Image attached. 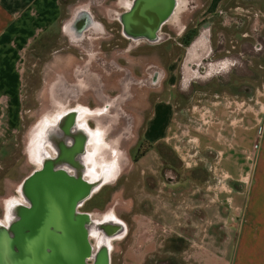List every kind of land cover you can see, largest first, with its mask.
<instances>
[{
    "label": "rangeland",
    "instance_id": "374dc122",
    "mask_svg": "<svg viewBox=\"0 0 264 264\" xmlns=\"http://www.w3.org/2000/svg\"><path fill=\"white\" fill-rule=\"evenodd\" d=\"M117 1L103 0L100 7L91 8L96 17H101L100 21L107 30L120 26L107 15L110 10H121ZM186 1L177 19L163 26L161 31L167 34L164 40L156 47L138 50H146V53L142 52L146 54V61L160 66L163 73L160 86L140 92L131 88L132 92H136L129 106L131 113L135 114L131 115L135 126L133 137L121 144V150L125 152L123 172L113 185L102 189L83 207L84 212L98 218L114 212L128 224L133 214L151 218V228H146L143 222L144 227L139 230L142 235H137V238L130 235L112 244L111 264H198L191 255L197 251L191 240L204 235L205 226L192 227L191 214L185 209L176 228L166 224L159 214L153 216L162 196L165 206H170L178 196L168 193L167 178L171 176H166L163 171L160 177L166 186L163 187V195L157 193L159 197L156 196L158 202L155 209L148 200L138 199L142 187L139 183L141 175L137 168L131 166L129 155L136 140H141L140 123L144 122L152 104L158 100L155 98L160 97V100L173 105L175 120L191 124L193 108L208 105L221 97H231L248 105L264 90V0ZM90 2L60 0L63 10L61 22L67 21L76 7L86 6ZM205 27L210 33V55L202 52L187 59L186 48L195 37L201 35ZM93 44L97 52L101 50L106 54L108 44L124 45L126 42L118 34H109ZM83 53L68 40L62 28L51 37L37 40L25 55L21 127L17 134L0 139V221L5 218L7 201L20 197L19 185L36 169L30 159L31 132L45 115L55 111L52 101L55 104L57 101L48 93L54 89V76L61 74L67 66L80 63V59H84ZM126 62H129L130 69L135 67L131 57L126 56ZM146 154L151 156L148 160L153 163L154 152L148 151ZM181 167L173 173L175 178H172L184 185L188 180V170ZM189 188L187 185L180 188L179 195L185 194ZM132 223L138 225L139 221ZM220 230L223 229L216 228L212 232L224 234ZM134 238L135 241L129 243Z\"/></svg>",
    "mask_w": 264,
    "mask_h": 264
},
{
    "label": "crops",
    "instance_id": "0c3cea01",
    "mask_svg": "<svg viewBox=\"0 0 264 264\" xmlns=\"http://www.w3.org/2000/svg\"><path fill=\"white\" fill-rule=\"evenodd\" d=\"M62 14L60 0H0V139L17 134L21 127L25 55L37 40L51 37L62 28L64 30L66 21L61 22ZM81 50L84 59L81 58L77 65L67 66L61 74H55L54 89L48 93L54 99L53 92L58 85L73 84L80 98V109L85 114L77 121H83L85 128L90 129L91 123L99 125V119L92 114L95 103L93 106L89 100L99 92L108 96L121 92L122 83L114 78H103L102 83L97 79L94 82V73L99 72L93 60L96 50L93 46L89 50ZM55 105L59 106L58 103ZM174 115L173 105L161 100L140 123L141 140L156 147L157 151L154 152L153 163L148 160L151 156L146 154L138 164L131 165L141 175L139 183L142 187L138 199L148 200L155 209L158 194L163 195L166 185L160 180L161 174L156 181L157 191L152 192L146 184V177L161 170L166 172V176L175 178L173 173L182 166L188 170L186 184L177 179L171 185L167 182L170 191L165 192L178 196L170 206L163 204L162 196L153 216L159 214L166 224L176 228L185 209L191 214L192 227L205 226V234L191 240L194 250H197L193 252L195 255H191L198 264H264V90L248 104L245 114H238V122L241 121L234 129L225 122L223 135L229 143L217 139V125L207 133H198L193 123L182 124L175 120ZM216 115L219 120L225 121V113L219 111ZM132 125V129L123 133L112 135L107 132L100 138L106 139L112 149V153H105L104 161L116 171L112 181L108 182L111 185L123 171L125 152L121 150V144L130 140L128 132L133 133L135 120ZM88 148L92 149V145ZM185 185L190 188L179 195L180 188ZM136 217L140 219L136 220ZM132 221H139V224ZM121 222L126 230L119 240L130 235L132 238L142 235L139 230L144 224L146 228L152 227L150 217L136 214H133L129 224L125 220ZM235 222L238 228L230 231ZM212 228L223 229L220 231L225 235L212 232Z\"/></svg>",
    "mask_w": 264,
    "mask_h": 264
},
{
    "label": "water",
    "instance_id": "95a60500",
    "mask_svg": "<svg viewBox=\"0 0 264 264\" xmlns=\"http://www.w3.org/2000/svg\"><path fill=\"white\" fill-rule=\"evenodd\" d=\"M180 1L133 0L129 10L117 18L122 36L158 44L162 27L171 21ZM97 25L83 11L73 27L80 36ZM209 44L208 29L186 48V58L196 57ZM76 116L74 112L66 115L70 126ZM66 154L64 150L61 156ZM59 164L60 159L42 160L19 185L23 203L14 204L10 217L0 223V264H110L112 244L126 230L123 223L78 211L95 193L96 185L60 170ZM167 182L173 184V178Z\"/></svg>",
    "mask_w": 264,
    "mask_h": 264
},
{
    "label": "flooded vegetation",
    "instance_id": "af4514ba",
    "mask_svg": "<svg viewBox=\"0 0 264 264\" xmlns=\"http://www.w3.org/2000/svg\"><path fill=\"white\" fill-rule=\"evenodd\" d=\"M132 1L133 0H118V7L121 10L118 12L116 10H110L107 15L113 18V20L119 24L117 18L129 10ZM102 2L103 0H91V2L86 6L79 7L74 12V14L65 22L64 33L67 36L68 40L72 42L75 47L80 49L89 50L90 48H92V46L94 47L93 43L95 41L105 39L106 37H108L109 34L113 36H115V34H118L121 39L126 42V44L124 45L108 44V50L106 54L101 50L98 52L96 51L93 54V60L99 69L98 73H94L96 75V78H92L94 82L96 81V79L97 82L102 83L103 78H114L117 80V82L122 83L121 92H117L114 95L109 96L99 92L95 95V98L92 99L93 102H91L92 105L93 103H95V106L92 108L94 109L92 114H94L96 117H107L108 119L110 117L116 116L117 121L115 123H112L111 125H106L108 127L110 126L107 131L108 134L113 135V133H123V131H127L128 129L133 128L132 123L134 122V120L133 117H131L129 104L130 101L135 98L136 92L130 91V88L138 92L146 88H159L163 77L162 70L160 66H158L156 63L146 61V54H142V52L146 53V50H143L146 49V47L158 46L161 43V40H164L167 34L160 31V42L158 44H150L146 40L134 41L132 39L124 38L122 36L121 26H119L118 29L109 28L107 30L100 21L101 17H96V15L91 11V8L100 7ZM186 3V0L180 1V5L178 6L175 15L173 16L171 21L177 19L180 12L186 6ZM83 11L89 12L93 16L94 20L98 23V25L95 27H88L82 33V35L78 36L77 32L75 33L74 31L73 25H75L78 15L81 14ZM207 29L208 28L205 27L203 32H205ZM197 37H195L190 42V44ZM190 44L188 46H190ZM141 48H143V51L138 52V50ZM100 49L102 48L100 47ZM202 52L206 55H210V46L208 45L206 50L200 51L198 52V54ZM126 56L131 57L133 64L135 65L133 69H130L128 67L129 62H126ZM76 94L77 92L73 84L70 86H66L65 83H61L55 88V91L53 92V97L59 104L61 112L63 113L61 114L57 122L52 125L51 128L45 129L42 134V139L36 141L33 146V150L35 155L41 160H46L50 158L57 160L60 159V164L58 165V168L60 170L65 171L71 176L81 177L83 180L87 181L88 183H91L94 186L96 185L95 193L92 195L93 197L94 195H98L102 189L111 185L108 182L112 179L116 171L115 169L113 170L109 167H103V165L105 164L104 161L106 153L104 151L106 150L107 152L110 151L112 153V149L110 150L109 145H107L106 143V139H100L98 135V131H102V129H100V125L91 123V127L89 126L90 129H87L85 128L86 124L83 121H77L79 119V109L81 108V104L79 103L80 98ZM159 98L160 97L155 98V100H158L154 101L151 109L155 106L157 102L161 101ZM70 112H74V114L77 115L76 122L72 126H70V123L66 118V115ZM128 135L129 138L133 137V133L128 132ZM90 144L92 145V149L88 148ZM148 147H150V149L148 150L149 152L157 151L156 147L147 143L146 141L140 139L136 140L133 145V151H131L133 152V154L130 152L129 155L131 162L134 164H138V162L146 155L145 151ZM45 149H47L49 153L46 152ZM64 150L68 154H66V156H61V153ZM69 152L71 154H69ZM96 154H100V157L97 158V163L101 168L98 171L99 174L97 175V179L95 176L97 171L92 170V168L88 167L87 165L88 159H94V156ZM106 165L108 166V164ZM154 167L157 168L156 162H154ZM122 172L123 171H121L119 175H121ZM89 174L93 175L95 179L88 180ZM161 174L162 172L161 170H159L158 172L155 171L147 177L145 176V181L147 186H149L150 191H157L156 181L157 178L161 176ZM90 199H88L78 209V211L84 212L83 207L87 204ZM111 253L110 264L112 263Z\"/></svg>",
    "mask_w": 264,
    "mask_h": 264
},
{
    "label": "built area",
    "instance_id": "2783aa9c",
    "mask_svg": "<svg viewBox=\"0 0 264 264\" xmlns=\"http://www.w3.org/2000/svg\"><path fill=\"white\" fill-rule=\"evenodd\" d=\"M247 108L248 105L245 102L237 101L231 97L216 98L208 105L192 109V125L194 130L198 133H207L212 126L217 125V139L229 143L223 135L225 122L234 129L241 121L239 120L238 122V114H245ZM219 111L225 113V121L218 119L216 113ZM236 228H238L237 222H235L229 229L230 231H236Z\"/></svg>",
    "mask_w": 264,
    "mask_h": 264
},
{
    "label": "bare ground",
    "instance_id": "6f19581e",
    "mask_svg": "<svg viewBox=\"0 0 264 264\" xmlns=\"http://www.w3.org/2000/svg\"><path fill=\"white\" fill-rule=\"evenodd\" d=\"M52 104L55 107V111L53 113H51V115H49V114L48 115H45L42 118L41 122H39L35 126V128L33 129V131L31 132V138H30V143H29L30 145L29 146L32 147V152H31L32 154L30 156V159L32 160V163L36 165V167H40V165H41L40 162L42 160L39 159L35 155L34 150H33V146L36 143V141L42 139V134L45 131V128H47V129L48 128H51L52 125L57 122V120L59 119V117L63 113V112H61L60 107L59 106H56L53 101H52ZM79 111H80L79 112V119H81V117H83L85 114H84L83 110L79 109ZM92 117H94V116H92ZM94 119H96V118H94ZM98 119H99V121H97V122L100 125V129H102V131H98V133H99L98 135H99L100 138H103V136L107 133L108 128L110 127V126L108 127L106 125L107 124L111 125L112 123H115L117 121V119H116V116L110 117L108 119H107V117H105V118L102 117V118H98ZM103 129H104V131H103ZM47 149H45V151L49 153V151ZM104 152L107 153L106 150ZM99 155H97V157H95L94 159H91V160L88 159V161H87L88 167L92 168V170H94V171H97V173L95 175L96 176V179L98 178V176H97L99 174L98 171L101 169L100 166L97 163V158L100 157ZM106 164L107 163L105 162V164L103 165V167H109V168H112L114 170V168H113L112 165L108 164V166H107ZM94 179H95V177L93 175L89 174L88 180H94ZM110 181H112V180H110ZM18 202H22L23 203V200L21 199V197L14 198V199H11V200L7 201V203H6V216H5V219L3 221H0V223H5L6 222V220L10 217V211L9 210H11L12 209V206L14 204L18 203ZM99 219H101V220L118 221L117 218H115L112 214L105 215V216H103V217H101ZM94 238L96 239V237H94Z\"/></svg>",
    "mask_w": 264,
    "mask_h": 264
},
{
    "label": "trees",
    "instance_id": "16d2710c",
    "mask_svg": "<svg viewBox=\"0 0 264 264\" xmlns=\"http://www.w3.org/2000/svg\"><path fill=\"white\" fill-rule=\"evenodd\" d=\"M149 149H150V147H148V148L146 149L145 153H147ZM138 156H140V155H138Z\"/></svg>",
    "mask_w": 264,
    "mask_h": 264
}]
</instances>
